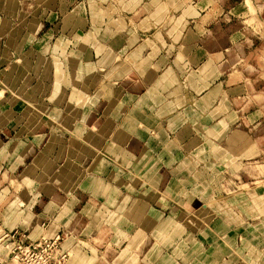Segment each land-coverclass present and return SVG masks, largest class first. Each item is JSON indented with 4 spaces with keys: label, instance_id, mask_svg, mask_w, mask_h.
<instances>
[{
    "label": "crops",
    "instance_id": "crops-1",
    "mask_svg": "<svg viewBox=\"0 0 264 264\" xmlns=\"http://www.w3.org/2000/svg\"><path fill=\"white\" fill-rule=\"evenodd\" d=\"M232 2L0 0V235L264 264V84Z\"/></svg>",
    "mask_w": 264,
    "mask_h": 264
},
{
    "label": "rangeland",
    "instance_id": "rangeland-1",
    "mask_svg": "<svg viewBox=\"0 0 264 264\" xmlns=\"http://www.w3.org/2000/svg\"><path fill=\"white\" fill-rule=\"evenodd\" d=\"M232 1L237 8L235 19L238 32L235 37L252 46L249 48V55L242 58L241 64L257 79H262L264 84V0ZM216 20L213 19L212 23ZM213 30L209 31V38L217 36L213 34ZM61 242L57 235L53 238L30 240L20 234L14 235L13 231L1 234L0 264H113L100 258H86L82 252L72 250L73 244L64 245Z\"/></svg>",
    "mask_w": 264,
    "mask_h": 264
},
{
    "label": "built area",
    "instance_id": "built-area-1",
    "mask_svg": "<svg viewBox=\"0 0 264 264\" xmlns=\"http://www.w3.org/2000/svg\"><path fill=\"white\" fill-rule=\"evenodd\" d=\"M15 235V234H14Z\"/></svg>",
    "mask_w": 264,
    "mask_h": 264
}]
</instances>
